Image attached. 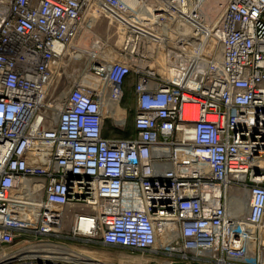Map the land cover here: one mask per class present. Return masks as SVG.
Listing matches in <instances>:
<instances>
[{"label":"built area","instance_id":"obj_1","mask_svg":"<svg viewBox=\"0 0 264 264\" xmlns=\"http://www.w3.org/2000/svg\"><path fill=\"white\" fill-rule=\"evenodd\" d=\"M74 242L264 264V0H0V264H88L46 247Z\"/></svg>","mask_w":264,"mask_h":264},{"label":"rangeland","instance_id":"obj_2","mask_svg":"<svg viewBox=\"0 0 264 264\" xmlns=\"http://www.w3.org/2000/svg\"><path fill=\"white\" fill-rule=\"evenodd\" d=\"M86 20L89 23V25L95 30V32L99 36H106V19L99 15L96 12L95 8H91L87 14H86ZM84 43L88 48H90L91 42L90 40H84V39H79L78 43ZM82 45V44H81ZM84 46V45H83ZM73 50H69V54H71L72 58L69 57L66 60V63L64 64V67L62 69H56L54 72V76L51 82V87L49 90V96L50 98L55 97L61 92H65V76H64V71L71 72L77 68L83 67L85 65V57L84 55H80V53L73 52ZM132 84L134 83L133 81V76H130L128 78ZM133 85H128L127 88H125V96L123 99V104L126 106H131L133 103ZM120 113L122 112L121 108ZM109 124L108 120L105 121V125L107 126ZM131 129V117L128 118V128L127 130L129 131ZM70 245L76 249L84 250L87 253L93 254L96 253L101 257L102 259H106L109 261H114L117 262L120 259H125L127 260H134L135 262L138 261H144V258L138 254H123V253H118L116 252L117 249H120V247H115V246H106V245H92V244H84L83 242H74L70 243ZM116 254V255H115ZM118 257V258H117ZM163 258L160 259V262L162 261ZM23 264V263H22Z\"/></svg>","mask_w":264,"mask_h":264},{"label":"bare ground","instance_id":"obj_3","mask_svg":"<svg viewBox=\"0 0 264 264\" xmlns=\"http://www.w3.org/2000/svg\"><path fill=\"white\" fill-rule=\"evenodd\" d=\"M220 12H221V10L212 9L210 6H208L206 8V10L204 11V16H203L204 24L209 23L210 21H214L215 19H217V17L220 15ZM161 29H162V32H165V34L167 36H170V37L165 36L167 44H168V42H171V43L173 42V40L170 39V38H174L175 34L178 35V34H182L183 32L184 33H189L191 31V28L189 26H184L182 28L180 27L179 29L177 27H175V28L166 27L165 29L164 28H161ZM168 29H170V31ZM81 44L84 45L83 47L88 48L84 43L80 42L79 45H81ZM91 46H92L91 48H93L95 46V44L93 43ZM119 108L120 107H118V106H115L113 108V113L117 117H120L122 115V113H123V109L121 108L122 112L120 113V109ZM46 247H48L50 250H52L53 252H55L57 254L60 253L62 255L75 256L76 259L84 260L88 264H133V263L135 264L134 260L130 259V261H127V258L120 259L117 262L109 261V260H106V259H102L96 253L90 254V253H87L84 250L76 249L74 247H67V246L62 245V244H53V243H49L48 244L47 243Z\"/></svg>","mask_w":264,"mask_h":264},{"label":"flooded vegetation","instance_id":"obj_4","mask_svg":"<svg viewBox=\"0 0 264 264\" xmlns=\"http://www.w3.org/2000/svg\"><path fill=\"white\" fill-rule=\"evenodd\" d=\"M116 252L118 253H123V254H130L126 249L124 248H120V249H117ZM127 261H130V260H127ZM138 263V261L135 262V264ZM134 264V263H133Z\"/></svg>","mask_w":264,"mask_h":264},{"label":"crops","instance_id":"obj_5","mask_svg":"<svg viewBox=\"0 0 264 264\" xmlns=\"http://www.w3.org/2000/svg\"><path fill=\"white\" fill-rule=\"evenodd\" d=\"M130 76H133V80H134L133 82H135V80H136V75H135V74H130V75L128 76V78H130ZM128 80H129V79H127V83H126L125 88H127V86L130 85V84L133 85L132 82H130V81H128ZM132 87H133V86H132ZM105 133H106V131H105Z\"/></svg>","mask_w":264,"mask_h":264}]
</instances>
